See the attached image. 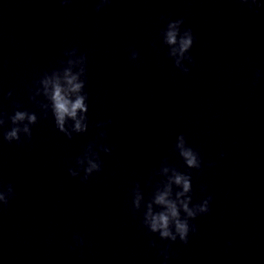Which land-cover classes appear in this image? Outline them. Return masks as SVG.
<instances>
[{
  "label": "clouds",
  "instance_id": "9594fccd",
  "mask_svg": "<svg viewBox=\"0 0 264 264\" xmlns=\"http://www.w3.org/2000/svg\"><path fill=\"white\" fill-rule=\"evenodd\" d=\"M67 2V0H65ZM104 3H107L108 0H103ZM248 2V0H244ZM252 3H255L256 0H251ZM99 11V7L97 8ZM183 24V20H176L169 22L167 25V31L165 33V42L168 45L179 44V53H183L190 50L193 45L194 37L191 30H186L183 35L179 33V26ZM179 36V40H178ZM175 51V50H174ZM72 52H76L75 49H72ZM68 53L65 52L64 55ZM138 56V53L133 52L131 59L135 60ZM189 62H192V58H187ZM80 61L82 67L79 72L73 73L70 67H62L57 70H53L51 74L45 73L38 81L39 85L31 96L33 101L36 100L37 96H43L47 103L38 102L39 107L43 109L44 116H47L48 110L50 109L55 120L57 129L64 133L69 139L72 138V134L75 133H84L87 131V94L84 93L85 79V63L86 57L80 55ZM63 65V61L60 62ZM69 65L72 64V61H67ZM176 67L180 68V62L177 60L175 62ZM183 72L187 73L188 68H180ZM62 70L63 75L59 73ZM32 91V90H30ZM12 93H8V97H11ZM17 109L20 108V105H16ZM4 114L0 113V126L5 123ZM13 127L10 131L4 133V139L8 142L17 141L21 139V131L26 134V137L31 139V128L30 125L37 123V115L34 112L21 111L17 110L14 114L9 117ZM74 121V124L69 125L68 120ZM20 122H25L23 128L18 125ZM111 124V121L107 122ZM105 125H97V127H104ZM100 137L104 138L106 136L105 132H100ZM94 145L90 144L85 152L91 151ZM176 150L179 152L180 157L183 159L185 165L189 169H200L201 160L199 154L191 147L187 146L185 137L181 134L177 137L176 140ZM101 150L104 152H110L108 147H101ZM95 156V160L89 159V167L84 169V181L93 172H99L101 170V163L99 161L98 153H92ZM83 157L77 158V163H82ZM162 169L157 170V175L164 177L163 180L158 182L152 194L151 200L144 204V218L143 223L151 233H158L161 239H166L175 242L177 238L184 244L188 243L189 232H195L196 226L190 225L189 221L195 219L200 214H206L209 212V202L211 197L209 196L203 202L193 205L190 207L192 196V183L191 175L184 174L178 171L175 167L170 166L165 159L162 162ZM161 172L163 175H161ZM70 175L73 177L78 175V172L69 169ZM170 173V174H169ZM174 186L176 190L174 192ZM8 192L11 196L12 186H8ZM9 196V197H10ZM8 198H5L0 194V203L7 204ZM144 201L143 193L140 190L139 184L133 190V210L138 211L141 209L142 203ZM158 208L159 210H155ZM183 213V216L181 215ZM78 242L80 238H76ZM152 246H155V242H151ZM162 255L167 259V250H165Z\"/></svg>",
  "mask_w": 264,
  "mask_h": 264
}]
</instances>
